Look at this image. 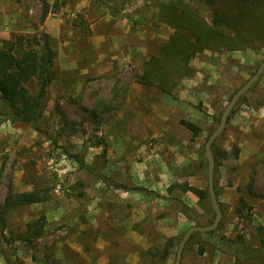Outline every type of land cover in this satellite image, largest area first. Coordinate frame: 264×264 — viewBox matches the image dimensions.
<instances>
[{
  "label": "rangeland",
  "instance_id": "rangeland-1",
  "mask_svg": "<svg viewBox=\"0 0 264 264\" xmlns=\"http://www.w3.org/2000/svg\"><path fill=\"white\" fill-rule=\"evenodd\" d=\"M169 2L0 0V48L47 33L57 71L38 126L9 119L0 100V264H174L186 230L213 222L205 143L264 59V43L206 47L186 64L167 63L163 46L172 35L193 38L190 28L167 21ZM181 2L212 24L205 0ZM26 86L38 94L36 78ZM213 151L222 219L213 236L190 237L181 264H233L217 239L231 244L243 235L259 245L264 73ZM186 185L206 189L207 198ZM34 189L48 198L5 206L9 191ZM40 217L43 232L27 240Z\"/></svg>",
  "mask_w": 264,
  "mask_h": 264
},
{
  "label": "trees",
  "instance_id": "trees-1",
  "mask_svg": "<svg viewBox=\"0 0 264 264\" xmlns=\"http://www.w3.org/2000/svg\"><path fill=\"white\" fill-rule=\"evenodd\" d=\"M205 1L214 9L213 22L210 25L202 16L182 4L181 0H170L169 3H165L166 11L163 14L169 13L167 21L178 28L188 27L193 34L190 41L172 35L171 41L163 46L167 63L170 59H175L179 64H186L190 56L196 55L206 47L217 48L226 45L230 49H236L239 46L253 47L255 42L264 43V0ZM179 4L184 5L186 9L181 11L178 8ZM47 13L48 9L45 15ZM54 56L51 37L47 33L43 37L20 36L17 42L9 40L0 48V100L8 109L9 119L38 126L47 87L57 75ZM31 78H36L39 83V92L36 96L32 95L26 86V82ZM185 124L190 130L198 132L199 129L194 123ZM238 154L239 150L236 152V155ZM185 190L192 191L200 200H205L208 196L206 189L191 185H186ZM47 198V194L39 189L17 193L9 191L5 206L40 203ZM44 224V217L34 220L28 225L24 237L30 241L40 235ZM215 231L205 233L213 236ZM258 236L260 239L258 246H253L243 235L232 239L231 244H223L218 239L216 244L231 253L234 257L233 264H264L263 226L258 227ZM200 251L204 252L203 247Z\"/></svg>",
  "mask_w": 264,
  "mask_h": 264
},
{
  "label": "water",
  "instance_id": "water-1",
  "mask_svg": "<svg viewBox=\"0 0 264 264\" xmlns=\"http://www.w3.org/2000/svg\"><path fill=\"white\" fill-rule=\"evenodd\" d=\"M264 73V59L261 64L257 68V70L247 79L233 94L232 98L228 102L227 106L222 112L219 124L214 129V131L209 135L206 143H205V154L208 161V191L210 194L211 202L213 208L215 210V217L212 223L206 225L195 224L190 226L186 232L184 233L181 241L179 242L177 255L174 264H181L183 259L184 248L189 241L190 237L195 232H207L215 230L222 219V209L219 203V199L217 196V192L215 189V156L213 153V143L214 141L224 132L226 125L228 123V119L232 111L234 110L236 104L242 97V95L248 91L261 77Z\"/></svg>",
  "mask_w": 264,
  "mask_h": 264
}]
</instances>
